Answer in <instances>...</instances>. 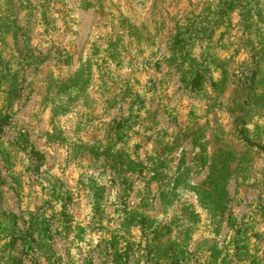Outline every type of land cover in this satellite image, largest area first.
Returning a JSON list of instances; mask_svg holds the SVG:
<instances>
[{
  "label": "rangeland",
  "instance_id": "obj_1",
  "mask_svg": "<svg viewBox=\"0 0 264 264\" xmlns=\"http://www.w3.org/2000/svg\"><path fill=\"white\" fill-rule=\"evenodd\" d=\"M0 128V264H264V0H0Z\"/></svg>",
  "mask_w": 264,
  "mask_h": 264
},
{
  "label": "trees",
  "instance_id": "obj_2",
  "mask_svg": "<svg viewBox=\"0 0 264 264\" xmlns=\"http://www.w3.org/2000/svg\"><path fill=\"white\" fill-rule=\"evenodd\" d=\"M198 84H199V82H198ZM1 130H2V129L0 128V133L2 132Z\"/></svg>",
  "mask_w": 264,
  "mask_h": 264
}]
</instances>
